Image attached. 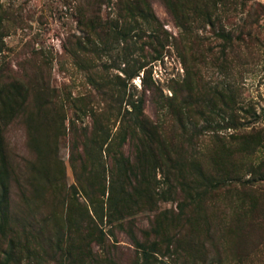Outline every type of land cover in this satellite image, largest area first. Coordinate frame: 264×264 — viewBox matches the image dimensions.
Returning <instances> with one entry per match:
<instances>
[{
  "label": "rangeland",
  "instance_id": "374dc122",
  "mask_svg": "<svg viewBox=\"0 0 264 264\" xmlns=\"http://www.w3.org/2000/svg\"><path fill=\"white\" fill-rule=\"evenodd\" d=\"M135 1L0 0V89L26 90L0 264H132L152 241L154 264H264V0Z\"/></svg>",
  "mask_w": 264,
  "mask_h": 264
},
{
  "label": "trees",
  "instance_id": "16d2710c",
  "mask_svg": "<svg viewBox=\"0 0 264 264\" xmlns=\"http://www.w3.org/2000/svg\"><path fill=\"white\" fill-rule=\"evenodd\" d=\"M169 11L172 15L177 18L174 12H176L173 0H164ZM128 2L125 10L131 16L137 15L144 19H150V5L148 0H136L132 5ZM197 7V4L195 5ZM3 18L0 17V29L2 26ZM210 23V22H209ZM181 25L182 24L181 22ZM6 34L0 32V52L3 48V37ZM137 72H131L129 74V79L135 77ZM25 88L17 81H11L9 84L4 85L0 89V227L3 230L7 224V217L10 210V182L9 174L11 172L10 168L7 167L8 160L6 154V145L3 136V130L7 120L14 117L19 110L24 106L26 101ZM144 97L141 95L130 94L125 100L124 116L129 121V127L131 128V136L136 135L139 140V145L145 150H152L153 145V135L148 131L149 122L144 115ZM118 112H120V106H118ZM157 233V230H154ZM149 235V234H148ZM147 235V236H148ZM150 245L144 243L136 242V245L141 249V257L132 264H154L157 260L156 253L158 252V246L155 241ZM14 249L13 241L10 245V253ZM66 259L73 257L74 250L71 247L64 249ZM172 254L169 253L168 256ZM107 264H118L115 259L108 258ZM162 262V260H160ZM175 264H179V260L174 261ZM165 264V263H164Z\"/></svg>",
  "mask_w": 264,
  "mask_h": 264
}]
</instances>
